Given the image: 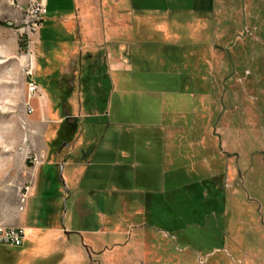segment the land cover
I'll return each instance as SVG.
<instances>
[{"label": "rangeland", "instance_id": "374dc122", "mask_svg": "<svg viewBox=\"0 0 264 264\" xmlns=\"http://www.w3.org/2000/svg\"><path fill=\"white\" fill-rule=\"evenodd\" d=\"M69 1L50 0L46 18L55 15L54 5L68 8ZM26 14V0H0V223L32 227L39 238L28 235L21 248L0 246V264H60L62 249L81 245L87 238L81 231L96 228L97 209L86 217L78 213L80 206L93 207L88 203L92 184L107 190H100L97 198L112 197L109 190H127L126 197L139 199L141 207H151L147 218L136 220L148 226L145 264H264V89L258 86L254 95L260 100L255 102L246 97L244 89L252 80H262L264 85V75L259 76L252 60L232 55L225 62L230 72L222 84L229 89L234 86L235 96L230 107L226 101L221 103L231 115L221 119L218 127L223 123L230 127L234 137L229 149L237 155L221 157L218 143L215 146L204 138V105L197 95L213 80L216 62L197 59L198 47L190 44L188 28L179 41L170 43L150 29L139 36L134 29L130 35L144 44L135 71L128 75V91L113 94L102 131L87 135L90 143L97 140L98 151L93 165L85 168L89 171L66 167L64 184L60 167H43L59 163L73 145L59 153L63 117L48 120L39 106L43 99L37 97L32 101L34 113L27 116L25 111L24 57L31 39L24 24ZM173 15L184 22L180 13ZM204 39L206 45L216 42L211 29ZM151 55L155 56L152 60L148 59ZM36 81L49 96L57 94L43 69L37 72ZM182 87L192 90L193 95L181 99L196 103V111L163 115L157 106L164 96L149 89L174 91ZM62 94L72 98L71 92ZM54 110L69 116L77 112L73 107ZM78 150L76 147L75 152ZM121 166L127 180L123 187ZM230 167L235 172L228 174ZM37 169L41 170L35 177ZM29 183L33 191L20 213V196ZM114 208L118 209L115 214L123 211L118 204ZM58 229L72 233L67 242H60L58 235L53 240L44 238ZM135 240L136 236L130 245Z\"/></svg>", "mask_w": 264, "mask_h": 264}, {"label": "crops", "instance_id": "0c3cea01", "mask_svg": "<svg viewBox=\"0 0 264 264\" xmlns=\"http://www.w3.org/2000/svg\"><path fill=\"white\" fill-rule=\"evenodd\" d=\"M46 4L48 14L50 0H46ZM52 8L55 15L47 19L46 14L40 30L30 39L36 74L39 69H43L48 84L54 85L57 93L49 96L37 83L35 74V81L40 88L39 98L43 99L39 106L44 109L48 120L55 122L63 117L64 125L71 122L69 127L76 137L69 143L71 145L73 142V145L65 150L59 163L52 162L43 167H60V177L64 182L63 171L66 167L74 168V171L82 168L81 172L84 173L89 171L86 167L93 165L98 156L95 148L97 140L94 144L90 143L87 135L102 131L101 127L109 116L108 110L113 106V94L119 90L128 91V75L135 71L136 60H140L143 52L144 43L136 35H130L134 29L137 30V36L141 31L150 29L162 35L165 43H170L179 41L184 28H188L190 44L194 43L198 47L197 59H204L206 63L216 62L213 80L197 94L204 105V138L215 146L218 143L221 157H226V153L231 154L229 141H232L234 133L225 123L222 128L218 127L221 119L231 115L221 103L226 101L230 107L235 96V87L229 89L224 85L226 73L230 72L225 62L232 55L238 59H250L259 76L264 75V0H70L68 8L60 5ZM62 9H65L63 13ZM174 12L180 13L184 22L174 16ZM209 29L216 39L212 45H206L204 39ZM148 42L152 43L153 39L149 38ZM148 52L154 53L153 50ZM153 55L148 59H154ZM261 82L252 80L244 85L246 97L252 102L260 100L254 94L260 90L258 86L264 89ZM149 90L151 93L160 92L162 98L164 96L157 106L163 115L168 112L174 114L176 110L179 115L186 114L185 111L194 113L198 108L196 103L194 105L191 101L181 99L187 94L193 95L190 88ZM230 90L232 94H228ZM66 91L72 93V98H65L62 93ZM65 107L76 108V114L69 116L62 113L66 115L62 116L60 110H54ZM76 147L79 148L78 153L75 152ZM231 155L237 154L233 152ZM40 170H36L35 177ZM227 171L228 174L235 172L231 167ZM120 172L123 187L127 184L124 167H120ZM100 190L107 192L105 187L103 190V187L92 184L88 189V203L93 207L80 206L78 209L82 217L94 215L97 209L96 228L81 231L87 238H83L81 245H69L62 249L64 255L58 263L145 264L148 226L138 224L136 220L139 217L147 218L151 207H141L139 199L126 197L124 194L127 190H109L112 197L97 198ZM119 192L123 195L115 197L114 194ZM65 193L68 194L67 188ZM115 204L120 205L123 210L121 213H113L118 210L114 208ZM125 225L127 229L123 228ZM25 229L31 230L29 233L32 237L39 238L37 229L26 226ZM70 234L66 229H58L44 235V238L53 240L58 235L60 242H67ZM167 235L164 233V236ZM134 236L136 240L130 245Z\"/></svg>", "mask_w": 264, "mask_h": 264}, {"label": "built area", "instance_id": "2783aa9c", "mask_svg": "<svg viewBox=\"0 0 264 264\" xmlns=\"http://www.w3.org/2000/svg\"><path fill=\"white\" fill-rule=\"evenodd\" d=\"M26 20L24 22L27 34L31 38L36 32H38L42 26L44 18L47 14V4L46 0H26ZM24 77L26 80V93L24 106L27 116H31L35 109L32 105V101L40 95V88L35 81V55L32 48V43L30 40L29 52L26 57H24ZM34 163H38V159L30 158ZM33 185L32 183L26 184L22 190L20 196V208L19 212L24 213L27 199L32 193ZM30 235L29 231L25 228L18 227H8L0 223V246L9 247H22L26 241V238Z\"/></svg>", "mask_w": 264, "mask_h": 264}, {"label": "flooded vegetation", "instance_id": "af4514ba", "mask_svg": "<svg viewBox=\"0 0 264 264\" xmlns=\"http://www.w3.org/2000/svg\"><path fill=\"white\" fill-rule=\"evenodd\" d=\"M66 126L67 125H64L62 127V130H61L62 134L60 135V139H59L61 145H65L64 143L68 144V142H67L68 141V137L65 136L66 135V131L64 130Z\"/></svg>", "mask_w": 264, "mask_h": 264}, {"label": "trees", "instance_id": "16d2710c", "mask_svg": "<svg viewBox=\"0 0 264 264\" xmlns=\"http://www.w3.org/2000/svg\"><path fill=\"white\" fill-rule=\"evenodd\" d=\"M62 134V131L60 132V135ZM68 137V143H70L73 139V136H74V131L72 128H70L67 132H66V135ZM66 144V143H64ZM59 146L61 147L62 145L60 144V141H59Z\"/></svg>", "mask_w": 264, "mask_h": 264}, {"label": "water", "instance_id": "95a60500", "mask_svg": "<svg viewBox=\"0 0 264 264\" xmlns=\"http://www.w3.org/2000/svg\"><path fill=\"white\" fill-rule=\"evenodd\" d=\"M70 146V144L68 143V144H65V145H62L61 147H60V151H59V153L62 151V149H64V148H68Z\"/></svg>", "mask_w": 264, "mask_h": 264}, {"label": "bare ground", "instance_id": "6f19581e", "mask_svg": "<svg viewBox=\"0 0 264 264\" xmlns=\"http://www.w3.org/2000/svg\"><path fill=\"white\" fill-rule=\"evenodd\" d=\"M29 231H31V230H29Z\"/></svg>", "mask_w": 264, "mask_h": 264}]
</instances>
